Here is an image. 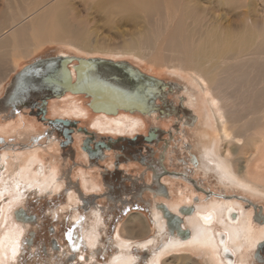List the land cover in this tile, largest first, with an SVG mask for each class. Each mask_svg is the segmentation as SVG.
Instances as JSON below:
<instances>
[{"label": "bare ground", "instance_id": "bare-ground-1", "mask_svg": "<svg viewBox=\"0 0 264 264\" xmlns=\"http://www.w3.org/2000/svg\"><path fill=\"white\" fill-rule=\"evenodd\" d=\"M19 1L23 5L25 1L30 4L27 3L25 6L34 5V0ZM148 1L121 0L118 5L125 10L141 8L146 11L151 6L157 5L158 0ZM67 12L65 0H52L50 5L39 12L29 10L19 17L14 14L0 13V91L2 90V95H0V142L5 149L0 153V221L3 227L0 236V264H8L11 259L16 257L18 249H20L21 238L26 230L25 224H30V222L18 219L16 216L17 209L22 208L21 205L27 199L26 192L35 191L40 194L53 195L61 191L63 184L72 182L71 175L68 177L69 173L65 171L66 169L62 171L59 166L58 156H62L61 152L56 151L61 155L57 153L48 166L42 159L43 148L41 145L28 148V146H24L26 144L18 142L19 146H16L18 144H13L5 138L9 134H18L21 140H25L31 138V135L38 131L36 123H33L28 117L30 113V110H28L30 96L26 94L15 95L8 92L16 75L26 67L18 68L16 64L11 66L9 64L10 59L18 55L28 56L34 49H37L36 47L39 44L49 42L67 43L84 50L91 49L87 43L84 29L73 25ZM186 13L193 17L191 25L186 27L183 22L178 21L174 25H165L166 29L165 27L164 29L156 28L158 32L153 30L155 33L152 32L144 36L135 45L143 48L153 47L154 45L160 56L165 46L174 52L171 53L172 59H170L172 62L175 61L176 64L169 66V68H174L172 69L174 73L187 71L190 74V80L195 85V89L188 96L189 89L187 87L164 80L172 86L166 90L167 99L173 104L169 96H177L178 102L173 104L174 108L177 109L176 105H180L179 108H182V112H189L187 115L185 113L177 115L170 113V115L162 116L157 112L142 115L137 112L130 113L126 111H119L115 115L94 113L89 108L88 102L84 101V95L71 92L51 98L46 104L45 114L51 120L61 119L88 123V128H79L82 133L76 132L73 137L74 139L75 137L79 138L81 146L86 137L85 134H88V136H108L114 139L133 138L142 133L148 134L151 128H148L149 120L158 123L154 127L162 125V127L167 128L171 122L173 124L174 120H177L181 122L183 131L194 130L197 126L202 125V131H196H199L197 139L199 154L196 152L197 154L194 155L197 161H190L188 165L193 170L196 169V173L203 172L206 177L215 176L217 183L220 185L239 188L255 198L264 200V128L257 130L260 124L255 117V114L261 110L257 112L261 107H259V104H264V57L262 56L263 53H257L253 48L260 47L264 50V34H262L263 40L256 42L257 34L253 23L250 25L244 24L237 29H226L219 24H204L200 19L201 16L193 8H188ZM155 40L160 41V43L153 44ZM94 49L118 57V59H111L114 61L125 60L123 56L130 52L136 56L146 57L145 53L141 51ZM241 53L242 55L244 53V56L245 53L246 55H254L249 60L255 61L256 65H259L257 67L255 65L256 68L253 67L254 75L252 79L250 77L246 80V89L241 88L243 91L240 90L243 98L240 102H237L234 98L236 93H233V85L240 81V76L233 75L234 73L230 72L231 67L227 60ZM59 55L70 56L66 52ZM90 57L94 58L95 56L88 57L87 55L86 58ZM220 57L225 58L222 61L223 64L225 63L223 66L217 63ZM214 58L217 59L214 60ZM241 65H243L242 62ZM69 68L74 76V62L69 65ZM175 68L177 69L175 70ZM255 71H257L256 74ZM261 74L263 77L259 78ZM8 94L11 96H8ZM199 100L204 104V116H202L204 119L197 111ZM38 102L36 107L39 106ZM157 103L162 105L159 100ZM47 108H49L48 111ZM240 108L244 110L243 113H240ZM49 111H53L54 116H50ZM14 114H17L16 120L8 118ZM38 121L44 127L43 134L49 135H47V140L50 143L47 144V148H51L55 144L57 148L60 147L53 136V128L45 125L40 120ZM19 129L21 130L19 131ZM155 132L160 134L159 129L150 131L148 139L151 143L155 139ZM173 132L174 128H171L170 133ZM172 136H174V133ZM39 137H36L35 140L40 139ZM165 142L171 144V138L168 137ZM38 144L40 143L38 142ZM73 145L75 144L73 143ZM248 146L253 151L245 158L246 155L243 154L246 153ZM186 147L189 148V146ZM168 151L167 148L166 154L164 153V157L159 160V163L156 160L153 163L158 165L163 163L165 166V161L171 160V158H166ZM119 152L120 150L108 149L105 158L107 160L103 161L105 166L113 167L117 157L116 154ZM83 153L85 155H82V159H85V161L79 163V170H77L75 177L79 178L78 180L88 192L104 187L105 190H108L100 168L102 165L89 166L87 163L89 161L88 154L85 151ZM193 153L190 150V154ZM66 158L65 160H67ZM76 158L75 162H78ZM68 162L70 161H67V168L72 167L71 163ZM133 164L135 165V163H132L129 166L132 167ZM124 167L126 168L125 165ZM154 168H156L154 165L148 166L151 175ZM150 173L148 171V174ZM158 177L159 184H161L160 181L168 182L170 185L178 182V184H185L187 187L184 188L183 185V188L178 190L167 187L168 193L166 194H160V191L157 193L155 189L152 191L153 193L151 192L155 202L152 207L154 227L150 226L148 219L142 212L128 214L117 230L116 243L120 251L112 259L111 264H135L137 256L130 252V248L134 243L143 247L153 244L157 239L150 234L153 228L154 234L156 233L155 230H157L158 235L170 230L172 233L177 232L180 236L172 234L171 238L163 245V249L152 258L151 264H163L165 262L164 258L168 254L186 251L187 254L175 253L177 255L175 258H178L184 264L252 263L255 252L260 243L264 241V213L262 214L255 206L246 209L238 201L217 197L207 198L204 192H201L199 196L194 189L198 188L199 183L185 175L168 173L162 176L161 180L160 175ZM61 181L65 183L62 184ZM190 188L192 194L188 195L189 190L187 189ZM214 193L210 195H215ZM195 197H198V201H195ZM68 199L70 203L75 199L72 190ZM162 204L182 218L181 227L176 221L168 222L163 209L160 208ZM184 205H194L195 207H192H194L195 212L193 210L186 214L182 213V210L190 207ZM93 216V221L84 232L90 248H94L100 242L98 233L100 227L98 226L103 219L102 212L98 209L95 210ZM76 217L81 219L79 216ZM186 229H189L190 233L184 236L182 230ZM14 251L15 255H13ZM192 253L198 254L200 259H198L199 257L194 258Z\"/></svg>", "mask_w": 264, "mask_h": 264}, {"label": "rangeland", "instance_id": "rangeland-1", "mask_svg": "<svg viewBox=\"0 0 264 264\" xmlns=\"http://www.w3.org/2000/svg\"><path fill=\"white\" fill-rule=\"evenodd\" d=\"M120 1L121 0H65V5L68 9L67 13L70 22L73 25H77L80 29H84L87 43L90 45L91 49L84 50L77 46H71L70 44L60 43V42L41 43L38 45V47H36L37 49H34L31 54H28V56L18 55L15 56L14 58H11L9 64L11 66H14L16 64V66L20 68L22 66H27L38 59L57 56L63 52H66L70 56H76V57H87L88 55V57L95 56V57H103L108 59H112V58L118 59V57H115L107 52L97 51L94 48H107V49H112L114 51L125 50V49L134 52L141 51L145 53L146 57L136 56L130 52L131 54L127 53L126 56H123V59L133 63V65L135 64L142 71L149 73L150 75L156 76L165 81H170L171 83L177 84L179 86L187 87L189 89L188 90V96H189V93L193 91V89H195V85L193 81L190 80L189 78L190 74L187 71L174 73L172 70L174 68H169V66L176 64L175 61L172 62L171 60L172 58L170 55L171 53L172 54L174 53L172 52L171 49H168V47L166 46L163 47L162 49L163 51L160 56V54L156 50V46L153 45V47L149 46L143 48V47H137L135 43H138L139 41H141V39L144 36L151 34L152 32L153 33L158 32L156 28L164 29L165 25L168 26V24L174 25L175 23L180 21L183 22L186 27L191 25L193 21L192 20L193 17L190 16V14L187 15L186 11H188V8H193L194 11H196L201 16L200 19H202L203 23L206 25L219 24L220 26L226 29L227 28L237 29L243 26L244 24L250 25L253 23L255 32L257 34L256 42H260L261 40H263L262 34H264V0H158L157 5L155 4L154 7L151 6L149 9H146V11L141 8L140 9L132 8L127 10L122 9L118 5ZM150 1L151 0H149L148 2ZM51 2L52 0H34L33 3L34 5L29 7V6H25L28 3L27 1H25L23 5V3H20L19 0L18 1L0 0V13L8 14V15L14 14L19 17L23 13L28 12L29 10H31L32 12H39L41 9L50 5ZM28 5L30 4L28 3ZM158 42L160 43V41L155 40L153 44L157 45ZM253 48H255L254 50H256L257 53L258 52L263 53L262 56L264 57V52H263L264 50L262 48L260 47L258 48L253 47ZM241 55L242 53L238 56H233L232 58L227 60L228 64L231 67L230 72L231 73L233 72L234 73L233 75L240 76V81L237 82V84L233 85L234 86L233 93H236V96H234V98L237 102H240L241 99L243 98V95L240 92V90L241 88L246 89L247 87L246 80L250 77L252 79L254 75L253 67H255L256 65L255 61L249 60L251 56L254 55H246V53L245 56L244 53L242 56ZM216 59L217 58H214V60ZM223 59L225 58L223 57L218 58L217 63L218 64L220 63V65L223 66L225 64L222 63ZM241 62L243 65H241ZM176 69L177 68H175V70ZM256 73L257 71H255V74ZM262 77L263 75L261 74L259 78ZM1 92L2 90L0 91V95H2ZM169 98L171 99V101L177 104L178 102L177 96L170 95ZM84 101L88 102V99L85 97ZM201 102L202 101L199 100L197 111L202 117L204 116L203 114L204 104ZM38 105H40V101L38 102ZM259 107L260 108L257 110V112H259L260 109L261 110L259 113L255 114V117L260 124L257 130H262L264 128V111H263L264 104L263 103L259 104ZM48 109L49 108H47V111ZM28 110H30L29 107ZM239 111H241L240 113H243L244 110L241 109ZM48 114L50 116H54L53 111H49ZM28 117L29 120H31L33 123H36L35 125L38 128V131H36V133L34 132L35 134H32L31 138H27L25 140H21V137L18 134H12V135L9 134L5 136L6 140L12 142L13 144H18V142H22L26 144L24 146L25 147L28 146V148H33L34 146L41 145L43 148L42 159L44 160V162H46V165L48 166L52 158L55 155H57V153L59 154V152H61L62 156H58L60 160L59 166L60 168H62V171L66 169L65 171L69 173L67 175L68 177L69 175H71L72 177L71 183L63 182L65 183L63 184L61 181V183L63 184L62 190L67 185L72 186L71 190H72V194L75 196V199L73 200V202L71 203L69 202L68 198L69 195L71 194V191L64 196H59V195L56 196L54 194L52 195L45 193L40 194L35 191H27L26 192L27 199L25 203L21 205V207L24 208L30 215L37 216L38 221L35 223L25 224L26 230L19 244L20 249H18L16 257L14 259H11L8 264H111L112 259L115 256H117V254L120 251L116 243L117 230L120 227V224L127 218L129 213H133L137 211L142 212L145 215V217L148 219L150 226L154 227L153 215H152L154 197L151 194L150 191L151 189H145V187L148 186L150 187L152 175L150 173L151 170H149L145 165L151 166L150 164H152L155 167L156 166L159 167L160 169L159 172H163V167L161 165L154 164L153 162L154 160H156L159 163V160L163 159L164 153L166 154L167 148L169 151H168V155H166V158H171V160L170 161L166 160L164 167L168 168L170 171L173 172L186 173L187 177L191 178L193 181H196L197 183H199L200 187L208 191L206 195L207 198L217 197L220 199L225 198V200L238 201L241 204H243L246 207V209L255 206L259 209V211L262 214L264 213L263 199L255 198L251 194L246 193L243 190H240L239 188L236 187L231 188L229 186L225 187L223 185H220L219 183H217L215 176L210 175L206 177L203 172L196 173L197 170L196 169L193 170L191 166L188 165L189 162L188 158L193 157L197 153L199 154V148H198L199 145L197 144L199 131L198 132L196 131L197 130L202 131L203 128L201 125L194 128V130L183 131L181 122L178 121L173 122V123L177 122L176 125L177 130L174 129L173 132L174 136L172 137L170 136L172 142L171 144H167L165 142L166 139L168 138V134H165L163 136V141H164V142L162 141L163 144L159 143L158 146L150 145L151 152L153 155H151L152 159L149 161V163L146 162L144 165L139 162H135L134 160L133 161L130 160L129 162H126L127 164L130 162L135 163V165L133 164L132 167H129L128 165L127 167L130 169H127L126 167V170L129 175L130 174L137 176L141 175L138 188L140 190L144 188V192L146 191L145 192L146 195L143 196L146 197V199H149L148 205L150 208L146 207L147 205L145 204H144L145 207L142 208L122 206L126 204L127 199L128 201H130L135 198H140V197L143 198V196H140V194H138V196H135V198L134 196L130 197L129 195H131L134 191L137 190L131 188V189H125L126 193L124 192V194L121 197L113 198V202H116V204L115 203L108 204L105 201V202H100L101 205L97 203L95 204L96 206L94 205L89 209H83L79 206L78 203L82 201L79 192H81V190L84 187L82 186V183H80L78 178L75 177L77 170H79V166H78L79 163L85 161V159L84 160L82 159V155L85 154L83 153L84 149L80 145L79 138L77 139L75 137L74 139L75 145L72 144L70 146L63 148L62 139L57 138L56 135L53 134L57 142L60 144V147L57 148L56 147L57 145L55 144L52 145L51 148L48 147L49 148L48 149L47 144L50 142L47 140V137L49 135L47 134L48 135L47 136L43 134L42 130L44 127L41 124H39L38 120H40L45 125L50 126L51 123L47 122V120L50 121L49 116L45 114L44 115V117H46L45 120V118H38L37 115H33L30 112ZM8 118L16 120L17 114L11 115ZM202 118L204 119V117ZM78 122L81 123L82 127L88 128L87 127L88 123L84 121H78ZM157 124L158 123L156 121L149 120L148 128L149 127L153 128ZM158 127H160V129L162 130L169 131L172 127V122L170 126H168V128L165 126L162 127V125ZM20 130L21 129H19V131ZM51 132L53 133V131ZM77 133H82V132L78 130ZM41 134L43 135L40 136ZM85 135L88 136V134ZM36 137H39L40 139L36 141L35 140ZM92 138L94 141L97 142L100 140L109 139L108 136H102V135L92 136ZM112 141H115V139L114 140L112 139ZM38 142L40 144H38ZM16 146H19V144ZM186 146H189V148H187ZM232 148L234 149V147ZM190 150L194 152L193 155H189ZM3 151H5V149L4 146H2V143L0 142V153ZM56 151L59 152L56 153ZM252 151L253 149L248 146V149H246V153L243 154L246 155L245 158L248 157ZM76 155L78 156L77 158ZM65 157H67L66 158L67 160H65ZM75 158L76 161L78 162H75ZM68 160L70 161L68 163H71L72 166L70 168H67ZM107 166L108 165H106L105 167L107 168ZM100 168L101 171L104 172V168L103 167ZM147 170L149 171L150 174H148ZM131 178H135V176H131ZM142 182L143 183L148 182V183H146V185L144 184V186H141ZM180 184H178L177 182L171 184L172 186L169 184L168 187L171 188L173 187L176 190L183 188V185L184 188L187 187L185 186V184L182 185ZM158 186L159 185H156L154 187H158ZM123 187H126L125 182L123 184ZM194 189L196 190V188ZM200 189L196 191L199 194V196L200 193L203 192L202 191L203 189L202 190ZM102 190L105 189L99 188L92 190L93 192L92 191L88 192L85 190L88 193L84 195L88 197L91 196L90 193H100V191ZM132 190L134 191L132 192ZM187 190H189L188 195H191L192 193H190V191L192 189L190 188ZM107 192L109 194L108 199H111L112 201V198H109V196H111L112 194V191L109 189ZM141 192L142 191H139V193ZM211 193L212 194L214 193L215 195L211 196L210 195ZM124 197L126 198V200H123ZM117 203H120L121 206ZM102 205H106V207H103ZM96 209L100 210L103 215L102 222L98 226L100 227V230L98 231L100 236V242L94 248H90L86 241L84 232L85 229L88 228L91 221H93V217H94L93 215ZM75 215L81 217V219L77 218ZM110 217H113V219L110 220L109 219ZM2 228L3 227L0 221V236H1ZM184 228H189V227H184ZM153 230L150 234L151 236H155L157 238L155 239L153 244L146 246V248H144L145 249L144 251L142 245H138L136 243H134L130 248V252H132V254L137 256V262L135 264H151L150 262L152 258L159 251L163 249L164 247L163 245L172 236L170 235L169 231L163 232L162 235H158L157 230H155L156 231L155 234ZM30 232H34V234H36V236L34 237V241H32V243H29V241L32 240L30 238ZM54 239L58 243V249H55L52 246V242ZM175 253L187 254V251L172 252L168 254L167 256H165L164 258L165 262L163 264H184L181 263V260L175 258V256H177ZM192 255L194 256V258L199 257L198 254L196 253H192ZM257 258L258 257H256V252H255V258L251 261L252 262L251 264H259L260 258H258L259 260H257ZM198 259H200V257Z\"/></svg>", "mask_w": 264, "mask_h": 264}, {"label": "water", "instance_id": "water-1", "mask_svg": "<svg viewBox=\"0 0 264 264\" xmlns=\"http://www.w3.org/2000/svg\"><path fill=\"white\" fill-rule=\"evenodd\" d=\"M73 62L74 76L69 68ZM171 87L170 83L143 72L127 60L57 55L41 58L27 65L16 75L8 92L30 96L34 106L40 101L38 107L43 113L45 105L51 98L71 92L84 95L94 113L115 115L119 111H126L148 115L158 112L165 116L176 111L167 99L166 90ZM158 100L162 105L157 103ZM54 122L69 124L70 120L56 119ZM149 136L145 138L148 142ZM160 208L163 209L168 222L176 221L181 227V217L163 204ZM193 210L192 206L186 207L182 213L186 214ZM17 213L18 216L20 213L25 214L23 208ZM25 219L30 221L36 220L37 217L25 216ZM182 233L186 236L190 231L186 229L182 230ZM29 243H32V240Z\"/></svg>", "mask_w": 264, "mask_h": 264}, {"label": "flooded vegetation", "instance_id": "flooded-vegetation-1", "mask_svg": "<svg viewBox=\"0 0 264 264\" xmlns=\"http://www.w3.org/2000/svg\"><path fill=\"white\" fill-rule=\"evenodd\" d=\"M173 104H174V102H173ZM28 107L30 109V112L33 115H37L38 118H45L44 117L45 113H43L39 107L36 108V106L33 105L31 99L29 100V106ZM176 107H177V109L175 112H173L174 113L173 115H177V114H181V113H185L187 115L189 113L188 111L182 112L183 111L182 108H179L180 105H176ZM169 115H170V113H169ZM50 121H53V122H50ZM50 121L48 120V123H51L50 126H51V128H53V131H54V134L56 135V137L59 139H62V147L63 148L72 145L74 143L73 137H74L75 133L79 130V128L80 129L84 128L81 126V123L78 121H71L70 120L69 124L54 122V120H51V119H50ZM175 121H177V120H174V122ZM176 125H177V122L173 123L171 128L176 129ZM157 128L159 129L160 134H157V132H155V139H154L153 143L148 142L145 138L150 135V131H153ZM169 133H170V130L169 131L162 130V129H160V127L156 126V127L150 128L148 134L142 133L141 135H138V136L133 137V138H129V137L120 138V139L116 138L115 141H112V139H114V138L109 137V139L100 140L97 142V141L93 140L92 136H86L84 141H83L82 148L88 154V157H89L88 158L89 161H87L88 165L89 166L95 165V164L96 165H99V164L102 165L100 167H103L104 171H105V175L103 174L104 175L103 180L105 181L106 186L110 187L112 189V193H113L114 197H121L124 194V192L126 193L125 189H131V188L139 189L138 186H139L141 175L137 176V175L130 174V175H128V177H126L122 171H119V170L117 171L118 167L121 165L122 162L123 163L129 162L130 160H132V161L134 160L135 162H139V163L144 164V165L146 162L149 163V161L152 159L151 155H153L151 152L150 145L157 146V145H159V143L163 144L162 139H163V136L165 134H168V137L173 135V133H170V134ZM108 149L120 150V152L118 154H116L117 157L115 158V162H114L113 167L111 166L112 169L115 168L114 169L115 171L114 170L113 171L108 170L104 166L105 163H103L104 160H107L105 158H106V151H108ZM189 155H193V154L189 153ZM158 156H160V155H158ZM193 157H189L188 161L189 162L190 161L196 162L197 158L196 157L193 158ZM150 165H152V164H150ZM162 165H164V164L162 163ZM116 166H117V168H116ZM145 166H147V168H148L149 165H145ZM166 170H169V169L163 167V172H165ZM170 172H172V174L174 173V174H178V175L187 176L186 173H178V172H173V171H170ZM158 173H159V171H158L157 166H156V168H154V171L152 174L153 176L151 179L150 187L149 186L145 187V189L149 188V189H151V191H153L154 190L153 188H156L154 186L159 184ZM131 176H135V178H131ZM136 176H137V178H136ZM160 180H161V177H160ZM124 182L126 183V187H123ZM146 183H148V182H144V183L142 182L141 186H144V184L146 185ZM147 185H149V184H147ZM71 188H72V186L67 185L66 187H64L63 190L61 189V191L55 193L54 195H56V196L67 195V193L71 191ZM133 191L134 190H132V192ZM155 191L157 193L159 192L156 189H155ZM86 193H88V192H86L84 190V188L81 190V192H79L82 201H80L78 204L83 209H89L90 207H93L95 204H97V203L100 204V202H105V201L108 204L109 203H112V204L115 203L116 204V202H113L110 199H108V193L106 190H102V192L100 191V193H90L91 196H88V197H86L84 195ZM133 193L129 196L130 197L134 196V198H135V196H138V194H140L138 192H133ZM148 203H149V199L143 200L142 198H140V199L135 198V199L130 200V201L126 200V204H124L122 206L123 207L124 206L133 207V208H139V207L142 208V207H145V205H147L146 207H149ZM117 204H119L121 206L120 203H117ZM102 206L106 207V205H102ZM20 209L21 208L17 209V211ZM24 212H25V214L20 213L19 216H18V213L16 212L17 218L28 221L25 219V216H35V215H30L25 209H24ZM109 219L111 220V219H113V217H110ZM37 221H38V218L36 220H30L28 222L35 223ZM169 232H170V230H169ZM172 234L177 235L178 233L177 232H175V233L170 232V235H172ZM35 236H36V234H34V232H30V238L32 239V241H34ZM52 246H53V248L58 249V243L55 239L52 242ZM256 257L260 258V260L262 257L264 258V241L260 243V245L256 251ZM258 258H257V260H259Z\"/></svg>", "mask_w": 264, "mask_h": 264}, {"label": "crops", "instance_id": "crops-1", "mask_svg": "<svg viewBox=\"0 0 264 264\" xmlns=\"http://www.w3.org/2000/svg\"><path fill=\"white\" fill-rule=\"evenodd\" d=\"M126 163V162H125ZM125 163H121L122 165H120L119 167H118V169H117V171L119 170V171H122L123 172V174L127 177L129 174L127 173V170H126V168L124 167L123 168V166L124 165H126V167L128 166V165H130V164H132V163H129V164H125ZM161 166L162 167H164V165H162L161 164ZM130 167V166H129ZM116 168H117V166H116ZM107 169L108 170H114V169H112L111 167H108L107 166ZM127 169H129L128 167H127ZM157 169H158V171H160V169H159V167H157ZM115 171V170H114ZM167 172V173H166ZM168 172H170L169 170H166L165 172H159L158 174L160 175V177H162V176H164V175H167L168 174ZM103 174L105 175V171L103 172ZM103 175V176H104ZM161 182V184H159V186L158 187H156V188H154V189H156V190H158V191H160V194H166V193H168V189H167V187H168V185H169V183L168 182H166L165 183V181H160ZM170 188V187H169ZM201 188V189H200ZM111 190L112 191V189L110 188V187H108V190ZM149 189V188H148ZM198 189H200V190H202L203 188L202 187H200V186H198V188L196 187V191H198ZM108 190H106V191H108ZM139 191H142L141 193H140V196H145L146 195V191L144 192V188L142 189V190H140V189H137L136 191H134V192H138L139 193ZM151 191V190H150ZM206 195H207V193H208V191L207 190H205V189H203L202 190ZM95 192V191H94ZM97 192V191H96ZM152 192V191H151ZM108 193V192H107ZM111 193V192H110ZM150 193V192H149ZM153 193V192H152ZM151 193V194H152ZM113 194V193H112ZM112 194H111V196H109V198H112V200H113V198H116V197H114V195L112 196ZM134 194V193H133ZM126 195V194H125ZM169 195V194H168ZM143 196V198L142 197H140V198H142L143 200H145L146 199V197H144ZM148 196V195H147ZM140 198H137V199H140ZM123 200H126V198L124 197L123 198ZM128 200V199H127ZM148 200V199H147ZM195 201H198V197H195ZM155 203V202H154ZM161 203H163V202H161ZM165 204V203H164ZM153 206H154V204H153ZM184 206H194V205H184ZM183 206V207H184ZM195 207V206H194ZM150 208V207H149ZM138 212V211H137ZM140 212V211H139ZM194 212H195V210H194ZM134 213V212H133ZM143 247V246H142ZM144 248H146V247H143V251L145 250Z\"/></svg>", "mask_w": 264, "mask_h": 264}, {"label": "snow or ice", "instance_id": "snow-or-ice-1", "mask_svg": "<svg viewBox=\"0 0 264 264\" xmlns=\"http://www.w3.org/2000/svg\"><path fill=\"white\" fill-rule=\"evenodd\" d=\"M13 255H15V251H14ZM259 264H264V258H261Z\"/></svg>", "mask_w": 264, "mask_h": 264}]
</instances>
